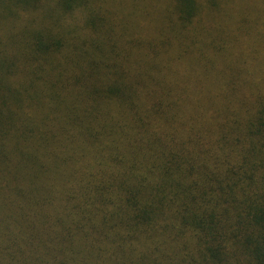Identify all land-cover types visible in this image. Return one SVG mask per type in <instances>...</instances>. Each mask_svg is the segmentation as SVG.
<instances>
[{
  "label": "trees",
  "instance_id": "1",
  "mask_svg": "<svg viewBox=\"0 0 264 264\" xmlns=\"http://www.w3.org/2000/svg\"><path fill=\"white\" fill-rule=\"evenodd\" d=\"M230 1L0 0V264H264V6Z\"/></svg>",
  "mask_w": 264,
  "mask_h": 264
},
{
  "label": "rangeland",
  "instance_id": "2",
  "mask_svg": "<svg viewBox=\"0 0 264 264\" xmlns=\"http://www.w3.org/2000/svg\"><path fill=\"white\" fill-rule=\"evenodd\" d=\"M222 3L226 2L227 4L230 3L231 1L230 0H221ZM261 2L263 3V6H264V0H261ZM225 3V4H226ZM247 5L248 7L245 5L247 11H248V14L246 15V18H249L251 17L250 16V13H252L253 17L255 18V16L257 15L255 13V8H256V5H255V2L253 0H250V1H247ZM250 11V13H249ZM264 17V13H259L258 14V28L259 30L261 31H264V26L261 25L260 23V19ZM244 30V28H243ZM242 30V31H243ZM248 36H246V34H243L242 36H240L239 39H237L235 41V43L237 45H239L240 43H243L245 44L246 47H248L247 51L248 50H251L252 48H261V47H264V37L263 39H258V37L256 36V32L254 29L250 28V34H247ZM253 51V50H252ZM259 51V50H258ZM262 51H264V48H262ZM259 56V55H258ZM247 59V58H246Z\"/></svg>",
  "mask_w": 264,
  "mask_h": 264
}]
</instances>
